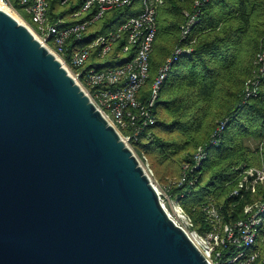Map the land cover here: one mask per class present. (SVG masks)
<instances>
[{"label": "water", "instance_id": "obj_1", "mask_svg": "<svg viewBox=\"0 0 264 264\" xmlns=\"http://www.w3.org/2000/svg\"><path fill=\"white\" fill-rule=\"evenodd\" d=\"M0 264H210L84 88L1 8Z\"/></svg>", "mask_w": 264, "mask_h": 264}, {"label": "trees", "instance_id": "obj_2", "mask_svg": "<svg viewBox=\"0 0 264 264\" xmlns=\"http://www.w3.org/2000/svg\"><path fill=\"white\" fill-rule=\"evenodd\" d=\"M11 1L30 21L20 0ZM48 1L50 19L63 17L64 25L90 19L96 13L92 7L75 15L84 0ZM142 9L141 0H134L106 11L88 26L85 41L115 31ZM189 10H193V0H164L157 10L149 76L138 97H150L160 67L175 48L191 50L171 63L153 109L156 121L131 145L139 158L148 161L158 181L169 182V195L191 217L193 228L205 233L213 229L204 210L206 204L214 203L223 222H231L244 216L246 203L264 200V183L254 194L230 195L245 168L264 167V77L256 95L245 97V82L258 70L256 55L264 53V0H209L201 7L188 37L182 38L181 24ZM126 42V34L114 42L106 56L107 65H118ZM68 44L69 51H74L84 43ZM97 59L94 51L85 67ZM223 121L225 126L215 140L213 133ZM199 146L207 156L196 164L193 155ZM183 174L185 179L179 183ZM256 248L264 253V219Z\"/></svg>", "mask_w": 264, "mask_h": 264}, {"label": "built area", "instance_id": "obj_3", "mask_svg": "<svg viewBox=\"0 0 264 264\" xmlns=\"http://www.w3.org/2000/svg\"><path fill=\"white\" fill-rule=\"evenodd\" d=\"M133 1L84 0L81 10L75 15L95 7L96 13L93 17L64 25L63 17H59L57 20L50 19L48 0L19 1L24 5L30 21L16 10L11 0H0L1 9H10L18 14L22 18L21 22L27 25L35 37L60 59L108 122L116 128L120 138L132 149L131 143L138 140L142 131L156 121L153 109L160 86L168 74L171 63L182 53L191 50L183 47L175 48L173 55L160 67L152 84L150 97L147 100L140 99L138 92L149 76L150 56L157 33V10L163 5L164 0H141L143 9L138 15L120 23L115 31L100 34L87 42L85 41V38L88 37L86 33L88 26L93 21L102 17L106 11L130 5ZM208 1L193 0V10L185 12V20L181 24L182 38L188 37L199 19L201 7ZM124 34H126L127 42L122 47L118 65H107L106 56L112 51L114 42ZM69 41L84 44L74 51H69ZM94 51H96L98 59L89 68H86L85 66ZM255 62L258 70L245 82V97L256 95L259 83L264 77L263 52L257 53ZM75 68L77 69L75 70ZM224 126L225 121L215 129L213 133L215 140ZM206 156V150L199 146L193 155L194 162L198 164ZM138 159L151 178L153 170L148 161L139 157ZM188 166L189 164L186 165V168ZM184 179L185 174L181 176L179 183ZM263 183L264 167L245 168L230 195L254 194L257 192L258 186ZM155 187L157 188L156 185ZM157 191L165 206V198L168 199L169 195L165 190L157 188ZM176 201V219L166 206L165 208L171 217L185 229L190 239L210 264H264V253L256 248L259 227L264 219V200L256 199L246 203L243 207L244 216L231 222H223L220 209L214 203L206 204L204 210L213 223V229L205 233H199L192 229L191 217L178 200Z\"/></svg>", "mask_w": 264, "mask_h": 264}, {"label": "rangeland", "instance_id": "obj_4", "mask_svg": "<svg viewBox=\"0 0 264 264\" xmlns=\"http://www.w3.org/2000/svg\"><path fill=\"white\" fill-rule=\"evenodd\" d=\"M85 13V12H84ZM251 167H255V168H263L262 164H258V165H254ZM152 181L153 183L157 186V188L159 190H165L166 193L169 195V193L167 192V187H168V183L169 182H160L158 181L155 177H154V173L153 175H151ZM177 201L174 198H171V196L169 195L168 199L165 198V206L168 209V211L172 214V216L176 219L175 217V205H176ZM194 229V228H192ZM189 230V229H188Z\"/></svg>", "mask_w": 264, "mask_h": 264}, {"label": "bare ground", "instance_id": "obj_5", "mask_svg": "<svg viewBox=\"0 0 264 264\" xmlns=\"http://www.w3.org/2000/svg\"><path fill=\"white\" fill-rule=\"evenodd\" d=\"M7 12H9L11 15H13L17 20L22 21V18L16 14L13 10L6 9Z\"/></svg>", "mask_w": 264, "mask_h": 264}]
</instances>
